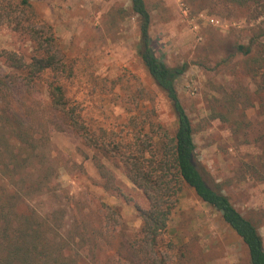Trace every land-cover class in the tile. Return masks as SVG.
<instances>
[{
	"label": "rangeland",
	"instance_id": "1",
	"mask_svg": "<svg viewBox=\"0 0 264 264\" xmlns=\"http://www.w3.org/2000/svg\"><path fill=\"white\" fill-rule=\"evenodd\" d=\"M0 2L9 12L0 20V76L18 77L7 68L4 52L16 53L27 64L34 56L53 55L61 67L15 92L20 112L30 118L26 124L36 132L42 131L41 119L50 116L46 84L59 79L91 132L118 141H128L132 134L146 139L157 131L173 136L176 122L168 100L137 55L138 18L130 11V0ZM145 3L153 54L170 67L186 65L177 91L194 129L197 169L256 225L264 244V94L257 95L259 79L238 50L252 41L264 44V3ZM49 133L39 158H31L25 171L33 178L48 174L31 203L40 214L58 216L55 241L84 239L76 246L85 258L81 264L92 257L94 264H124L114 251L139 229L140 210L148 208L145 196L129 180L119 155L103 158L71 132ZM145 158L150 160L147 154ZM103 205L115 214L106 217ZM162 240L163 251L167 253L168 243L173 248L168 250L172 264H249L241 240L186 186Z\"/></svg>",
	"mask_w": 264,
	"mask_h": 264
},
{
	"label": "trees",
	"instance_id": "2",
	"mask_svg": "<svg viewBox=\"0 0 264 264\" xmlns=\"http://www.w3.org/2000/svg\"><path fill=\"white\" fill-rule=\"evenodd\" d=\"M227 2L248 7L262 5L264 0ZM130 11L138 18L137 55L175 116L173 136L167 137L157 131L152 136L146 135L148 140L132 134L128 141H118L105 133L95 134L85 124L59 79L46 84L50 116L41 119L39 128L42 131L36 132L26 124L30 118L20 112L15 92L24 85H32L46 72L61 71V67L53 55L47 58L34 56L27 64L16 53L4 52L7 68L18 77L6 80L0 76V264H81L85 260L76 249L84 239L65 244L55 241L60 228L58 216L40 214L31 203V196L37 195V185L47 184L48 174L43 172L33 178V174L25 171L30 169L31 158H39L50 131L73 133L81 144L99 151L103 158L122 157L129 180L145 196L148 208L140 210L139 229L130 233L129 239L118 243L114 251L124 264H172L175 261L168 254V250H173L171 244L167 245V253L161 249V244L182 186L193 190L197 198L220 214L222 221L246 247L249 264H264L263 239L256 225L234 207L218 185H210L197 169L194 129L177 91V80L185 72L186 65L170 67L153 54L149 36L150 13L145 0H130ZM8 17L9 12L0 2V20ZM238 50L247 56L252 73L259 79L257 95L264 94V44L252 41L247 47L238 46ZM71 68L68 67L70 72ZM146 154L150 160L145 158ZM99 170L104 178L101 165ZM105 182L110 184V180ZM106 183L103 186L108 189ZM104 210L106 217H112L116 212L108 206H104ZM93 259L88 264H94Z\"/></svg>",
	"mask_w": 264,
	"mask_h": 264
}]
</instances>
